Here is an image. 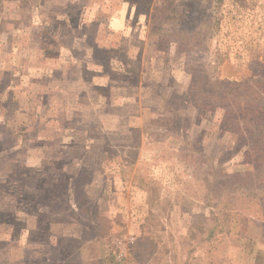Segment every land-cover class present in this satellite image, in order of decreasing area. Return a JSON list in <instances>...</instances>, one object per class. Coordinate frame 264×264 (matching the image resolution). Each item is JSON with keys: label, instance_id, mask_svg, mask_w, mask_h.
<instances>
[{"label": "rangeland", "instance_id": "1", "mask_svg": "<svg viewBox=\"0 0 264 264\" xmlns=\"http://www.w3.org/2000/svg\"><path fill=\"white\" fill-rule=\"evenodd\" d=\"M81 1L0 0V264H102L88 210L119 264H264V188L204 240L190 150L264 176V152L242 163L222 111L191 104L194 77L243 84V101L264 86V0ZM84 169L85 203L35 204Z\"/></svg>", "mask_w": 264, "mask_h": 264}, {"label": "trees", "instance_id": "2", "mask_svg": "<svg viewBox=\"0 0 264 264\" xmlns=\"http://www.w3.org/2000/svg\"><path fill=\"white\" fill-rule=\"evenodd\" d=\"M222 1L223 0H215L217 6L221 4ZM195 78L196 77H194L191 82L192 89H195L199 94L198 98H200L203 103L191 104L198 110L201 108L221 110V128L237 137L233 148L240 149L241 151L243 150L242 163H250L255 157L253 151L256 154L259 151L264 152V149H261V140H263L264 137V119H260V117L264 115V86L262 87L260 81L253 83L251 87L246 86L249 91L247 95L248 99L243 101L240 97L243 93H239V91L237 92L236 90V88L243 84L219 81L218 79L212 80V78L210 79L207 77L203 79V82H196ZM259 87H262L263 90ZM176 100L182 101L180 97H177ZM168 105H170V101ZM181 106V108H184L183 105ZM191 145L192 144H190V146ZM2 150H4V148H2ZM190 150L194 154L193 156L197 160H203L206 166L203 171V182H205V186L207 187V195L209 196L207 200H209L208 206L210 209L209 215H207L208 217L204 219V221L208 222V227L203 239L209 241L216 232L221 233L225 231L224 228L227 225L225 220L227 222V217L230 213H221L222 210L234 211L238 209V207H241L242 199L246 197L247 194L254 193L257 188L263 190L264 176H261L258 169L250 173L241 171L229 172L225 167L226 161L216 160L213 156L206 155L202 147H199V144L191 146ZM86 173L88 172L84 169L81 170L80 174L77 176L65 174V182L61 184L62 186L57 184L56 187H54V192L52 188L42 190L45 193V197H43L40 202L36 201L35 204H41L47 210V208L49 209L53 206L57 207L59 203L64 204L66 202L68 203V201L75 202L77 199H80L77 200V202L85 203L86 201L83 199L84 196L89 198L86 192L87 184L86 180H80V175H85ZM79 181L80 183H78ZM148 190H146V192ZM156 196L158 198L161 196L158 191L152 198ZM214 196L216 199L221 198L223 201V204H221V211L213 210L216 209V205L213 203ZM147 203L150 207L156 206L154 201L151 203L149 201ZM85 212L87 213V209ZM92 212L88 210L85 220L90 228L89 235L91 234L93 241H97L101 263L119 264L115 261V256L113 255L114 246L110 245L108 240L111 220L106 216L100 215L97 211ZM220 216L225 220H220ZM199 227H201L199 223L192 224V228L198 230ZM200 230L203 229L200 228Z\"/></svg>", "mask_w": 264, "mask_h": 264}, {"label": "crops", "instance_id": "3", "mask_svg": "<svg viewBox=\"0 0 264 264\" xmlns=\"http://www.w3.org/2000/svg\"><path fill=\"white\" fill-rule=\"evenodd\" d=\"M84 4H96L99 2V0H86L85 2H83V0L81 1ZM68 164H64V167H67Z\"/></svg>", "mask_w": 264, "mask_h": 264}]
</instances>
